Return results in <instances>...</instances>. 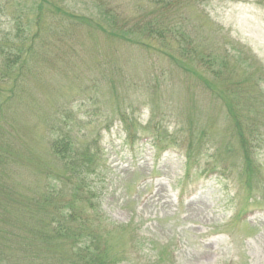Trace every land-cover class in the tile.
I'll return each mask as SVG.
<instances>
[{"label":"rangeland","instance_id":"rangeland-1","mask_svg":"<svg viewBox=\"0 0 264 264\" xmlns=\"http://www.w3.org/2000/svg\"><path fill=\"white\" fill-rule=\"evenodd\" d=\"M6 33L0 264H264V0H0Z\"/></svg>","mask_w":264,"mask_h":264},{"label":"trees","instance_id":"trees-1","mask_svg":"<svg viewBox=\"0 0 264 264\" xmlns=\"http://www.w3.org/2000/svg\"><path fill=\"white\" fill-rule=\"evenodd\" d=\"M154 1V0H152ZM157 3H161L163 7H167L169 6V1L170 0H155ZM20 37H22V34H15V35H11L9 33H6L4 35L1 36L0 38V61L1 64L6 65V69L8 68H13L15 65H17L21 60H22V55L27 52H31V45L33 43V41L35 40L36 36H33L30 40L29 45H27V47H22V42L19 41V45L17 43V40L20 39ZM5 77V76H4ZM3 78L0 79V81H2ZM1 103V102H0ZM164 137V134H163ZM243 141V139H242ZM244 142V141H243ZM70 144L71 140H70V135L68 134V130L64 131L61 139H56L55 141H53V148L55 149V152L57 154H62L64 156V154H68V151L72 148H70ZM83 157H87L86 160L83 158L81 160V162L78 161H71L69 163L70 167H71V171H69V175L72 177H77L76 179H78V181L80 182V186L83 187L84 189H88V185H87V180H86V173L90 171V169L93 168V161L96 160V156L93 155L91 157V155H83ZM82 174V175H80ZM92 192V191H90ZM89 195V193H86V196ZM76 199L78 201V198L76 196H74V200L68 202V205L71 209V211H69L68 213H66V215H62L61 212L57 213L50 217L49 219V235L46 236V238L48 239H53V238H59L61 236H63L62 233V227H61V223H60V218L63 219H74L75 216L80 213L78 211L75 210L74 207V202H76ZM72 203V205H70ZM80 235V233H79ZM65 236V235H64ZM105 246L101 249H99V253L97 255L98 258L103 259L101 262H99L98 264H109L111 262L110 258H106L105 257ZM87 255H90V251H89V244H85V248L81 249V258L85 259V257ZM83 264H96V262L94 260H89V261H85Z\"/></svg>","mask_w":264,"mask_h":264}]
</instances>
